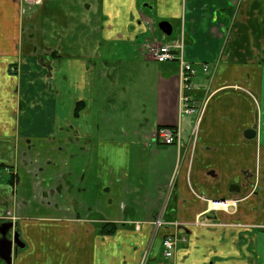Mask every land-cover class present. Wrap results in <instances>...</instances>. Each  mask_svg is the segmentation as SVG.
Listing matches in <instances>:
<instances>
[{
	"label": "crops",
	"instance_id": "1",
	"mask_svg": "<svg viewBox=\"0 0 264 264\" xmlns=\"http://www.w3.org/2000/svg\"><path fill=\"white\" fill-rule=\"evenodd\" d=\"M142 1L175 8L181 30L157 40L184 33V60L208 66L185 91L200 115H180V61L144 53L150 37L136 53ZM152 1L0 0V223L25 243L12 264H264V0ZM162 127L180 147L154 139ZM218 199L240 204L206 214Z\"/></svg>",
	"mask_w": 264,
	"mask_h": 264
},
{
	"label": "built area",
	"instance_id": "2",
	"mask_svg": "<svg viewBox=\"0 0 264 264\" xmlns=\"http://www.w3.org/2000/svg\"><path fill=\"white\" fill-rule=\"evenodd\" d=\"M31 5L38 6L41 5L43 0H27ZM141 22L144 24L146 29L151 33L153 32L152 23L144 13L141 12ZM184 48H185V35L184 33L178 35L173 42L170 43H161L157 40L156 37H151L145 43L143 52L148 54L153 60L158 63H166L178 60L180 61V84L182 86L183 95L180 98V115L183 116H193L200 115L201 110L197 108L189 95L185 91H190L192 86V78L197 77L199 73H207L208 66L202 65L201 71L191 63H188L184 60ZM181 129L180 127H162L154 135V139L160 141L166 146H177L180 147L182 144L181 141ZM171 189L166 191V195L163 199V205L159 212L158 218L154 221L153 225L155 230L159 227L166 225L167 223L163 220L164 212L166 211L167 204L170 200ZM240 201L237 199H218L210 200L208 202V208L206 214L225 212L229 213L233 210H236L239 207ZM177 226L180 224L175 223ZM178 239L173 236H167L163 241L164 256L166 258L173 257L174 251L177 248Z\"/></svg>",
	"mask_w": 264,
	"mask_h": 264
},
{
	"label": "rangeland",
	"instance_id": "3",
	"mask_svg": "<svg viewBox=\"0 0 264 264\" xmlns=\"http://www.w3.org/2000/svg\"><path fill=\"white\" fill-rule=\"evenodd\" d=\"M151 2H153L152 0H151ZM143 3H145L144 1H142V3H140V6L142 7V5H143ZM151 6V5H150ZM174 10H175V8H173V9H171L170 7H169V5H168V2H166V1H160L159 3H156L155 2V5H154V8L153 9H149V8H143L142 7V11L144 12V14L147 16V17H149L150 18V20L152 21V28H153V32L151 33H149V34H147L148 36H143V37H140L139 39H138V41L135 43V51H136V53H139V54H141V52H140V46H141V44L143 43V40H144V38H146V37H156L157 39L158 38H165V37H167L165 34H163V32L160 30V28H159V24H160V22H162V21H168V22H170L171 24H172V26H173V33H172V36L171 37H175L178 33H179V31L181 30V20L180 21H178L177 20V18H176V16H168V15H171V13L172 12H174ZM158 14V15H157ZM166 18H172V20H167ZM113 47V46H112ZM130 49L131 51H132V49H134V47H133V45H131V46H127V45H124L123 43L121 44H119L118 46H114V50H116L117 52H126V50L127 49ZM111 127H117V124H115V125H113V126H111ZM162 205H163V200H162V202H161V207H162ZM169 205H170V202H168V204H167V208H169ZM167 208H166V210H167ZM162 211H164L163 209L160 211V212H162ZM4 217H7V216H4ZM10 217V216H9ZM12 217V216H11ZM15 220V219H14ZM2 221L3 222H1L0 223V225L2 224V223H4V222H6V221H12L13 222V220H10L9 218H7V219H2ZM164 222L166 223V220L164 219ZM180 224V223H179ZM137 227V226H136ZM153 227L155 228V226L153 225ZM159 229H161V227H159L158 229H154V231H153V234H155L156 233V231L158 232L159 231ZM11 238H12V236H11ZM22 239V238H21ZM165 240V239H164ZM178 244H179V242H178ZM178 244H177V246H178ZM180 245V244H179ZM143 255H146V254H143Z\"/></svg>",
	"mask_w": 264,
	"mask_h": 264
},
{
	"label": "water",
	"instance_id": "4",
	"mask_svg": "<svg viewBox=\"0 0 264 264\" xmlns=\"http://www.w3.org/2000/svg\"><path fill=\"white\" fill-rule=\"evenodd\" d=\"M152 6L143 4V7ZM160 30L166 36H171L173 33V26L168 21H162L159 24ZM16 223L12 222H4L0 225V260H2L5 264H12L13 257L18 254L19 250H23L25 248V243L21 239V235L19 232L15 231ZM12 232V234H10ZM12 235V238H10Z\"/></svg>",
	"mask_w": 264,
	"mask_h": 264
},
{
	"label": "trees",
	"instance_id": "5",
	"mask_svg": "<svg viewBox=\"0 0 264 264\" xmlns=\"http://www.w3.org/2000/svg\"><path fill=\"white\" fill-rule=\"evenodd\" d=\"M111 232H109L106 228L103 229V233H113L117 230L116 226L111 227ZM0 264H5L2 260H0Z\"/></svg>",
	"mask_w": 264,
	"mask_h": 264
},
{
	"label": "flooded vegetation",
	"instance_id": "6",
	"mask_svg": "<svg viewBox=\"0 0 264 264\" xmlns=\"http://www.w3.org/2000/svg\"><path fill=\"white\" fill-rule=\"evenodd\" d=\"M6 222H8V221H6ZM10 234H12V232H11ZM11 236H12V235H10V238H11Z\"/></svg>",
	"mask_w": 264,
	"mask_h": 264
}]
</instances>
